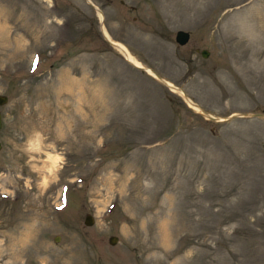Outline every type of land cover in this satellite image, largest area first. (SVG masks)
<instances>
[{"label":"rangeland","instance_id":"1","mask_svg":"<svg viewBox=\"0 0 264 264\" xmlns=\"http://www.w3.org/2000/svg\"><path fill=\"white\" fill-rule=\"evenodd\" d=\"M0 94V264H264V0H0Z\"/></svg>","mask_w":264,"mask_h":264},{"label":"bare ground","instance_id":"2","mask_svg":"<svg viewBox=\"0 0 264 264\" xmlns=\"http://www.w3.org/2000/svg\"><path fill=\"white\" fill-rule=\"evenodd\" d=\"M104 32V35L108 38V35L106 34L105 31ZM112 41V43L115 45V47L117 48V50L125 57L126 60H128L129 62H131L132 64L136 65V66H140V62L134 58V56L130 53V51L127 49V47L125 45H123L122 43H119L117 41H114L112 40L111 38H108ZM149 73H151L152 75H154L152 73V71H150V69H147L145 68ZM167 83V82H166ZM168 85L170 87H172L174 90L178 91L179 93H182L183 92L181 91L180 88L174 86V85H171L168 83ZM185 99L187 100L188 104L195 110H198V111H201L202 112V109L197 105L195 104L193 101H191L190 99H188L185 95H184ZM48 160V159H47ZM52 166V165H51Z\"/></svg>","mask_w":264,"mask_h":264},{"label":"water","instance_id":"3","mask_svg":"<svg viewBox=\"0 0 264 264\" xmlns=\"http://www.w3.org/2000/svg\"><path fill=\"white\" fill-rule=\"evenodd\" d=\"M188 36H189V33L186 31V30H183V29H177L176 31H175V34H174V40L177 42V43H180V44H182V43H184L186 40H187V38H188ZM111 44H113L111 41H109ZM207 50L206 49H204V48H202V49H200L199 50V53H200V55L202 56V57H205L206 55H207ZM153 72V71H152ZM154 73V75L157 77V78H159V79H161L162 81H165V80H163L158 74H156L155 72H153ZM4 101H6V95H4V94H0V104L1 103H3ZM258 114H262V113H258ZM205 115L206 116H208L209 118H215L213 115H210V114H208V113H205ZM243 115H246L245 113H243ZM0 126H1V115H0ZM85 222L87 223V224H89L90 223V221H88L87 219L85 220ZM115 236L114 235H112V236H110L109 237V239H108V241H109V243H114V241H115Z\"/></svg>","mask_w":264,"mask_h":264}]
</instances>
